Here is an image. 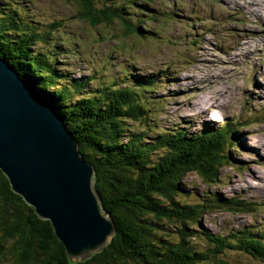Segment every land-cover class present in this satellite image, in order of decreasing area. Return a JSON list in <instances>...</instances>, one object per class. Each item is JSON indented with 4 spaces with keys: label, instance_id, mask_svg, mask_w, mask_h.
Here are the masks:
<instances>
[{
    "label": "trees",
    "instance_id": "16d2710c",
    "mask_svg": "<svg viewBox=\"0 0 264 264\" xmlns=\"http://www.w3.org/2000/svg\"><path fill=\"white\" fill-rule=\"evenodd\" d=\"M70 1L80 20L92 26L116 22L123 34L144 39L150 31L140 29L144 19L137 14L146 20L160 14L149 7L154 0ZM15 6L0 0V56L55 107L73 132L79 152L94 169L93 188L114 232L84 260L69 258L49 220L39 218L13 192L0 171V264H229L225 258L231 250L264 260L262 229L249 225L221 233L200 221L216 208L249 211L259 203L218 191L209 196L185 183L187 173L194 172L212 185L225 165L242 164L231 149L238 146L240 122L226 118L195 131L184 124L152 127L151 112L155 114L160 101L150 94L156 80L165 76L161 71L134 77L124 71L119 79L112 76L88 89L59 69L51 49L35 47L53 45L49 39L56 23L37 31ZM162 14L166 20L178 16L173 10Z\"/></svg>",
    "mask_w": 264,
    "mask_h": 264
},
{
    "label": "rangeland",
    "instance_id": "374dc122",
    "mask_svg": "<svg viewBox=\"0 0 264 264\" xmlns=\"http://www.w3.org/2000/svg\"><path fill=\"white\" fill-rule=\"evenodd\" d=\"M254 1L264 5V0ZM11 3L17 4L21 16L37 31L56 23L49 39L53 45L35 47L51 49L59 69L85 82L86 88L97 87L112 76L119 79L124 71L131 77L161 71L165 76L156 80L150 94L160 101L155 114L151 112L152 127L162 124L171 129L184 124L187 131H195L226 118L237 119L241 124L238 146L231 149L235 148L242 164L225 165L215 184L204 183L194 172L187 173L185 183L198 193L208 191L209 196L218 191L222 196L259 203L249 211H209L200 218L204 227L223 233L251 225L264 231V148L259 146L264 138V20L251 16L243 0H154L149 7L160 12L154 13L158 18L146 20L144 14H137L144 19L140 29L150 31L144 32L147 39L123 34L116 22L92 26L80 20L70 0ZM170 10L178 16L163 19L162 11ZM256 83H260L257 88ZM225 259L229 264H264L234 250Z\"/></svg>",
    "mask_w": 264,
    "mask_h": 264
},
{
    "label": "water",
    "instance_id": "95a60500",
    "mask_svg": "<svg viewBox=\"0 0 264 264\" xmlns=\"http://www.w3.org/2000/svg\"><path fill=\"white\" fill-rule=\"evenodd\" d=\"M0 171L11 190L49 220L67 256L84 260L114 225L93 188L94 169L55 107L0 56Z\"/></svg>",
    "mask_w": 264,
    "mask_h": 264
},
{
    "label": "bare ground",
    "instance_id": "6f19581e",
    "mask_svg": "<svg viewBox=\"0 0 264 264\" xmlns=\"http://www.w3.org/2000/svg\"><path fill=\"white\" fill-rule=\"evenodd\" d=\"M232 1V0H230ZM236 3L237 2H233ZM241 3H239L240 5ZM243 7H245L246 9H248V13L251 14V16L253 15L256 19L257 18H261L264 20V5H261L260 3L254 1V0H243ZM240 9V8H239ZM242 9V8H241ZM262 13V14H261ZM263 27L262 30H264V22L262 23ZM213 29V28H212ZM253 43V42H252ZM246 46V45H245ZM250 54V53H249ZM244 57V56H243ZM249 59H251V56H248L246 61L249 62ZM169 76V75H168ZM257 85H260V83H256L255 86L257 88ZM256 90H253V93H255ZM260 91V90H259ZM258 92V91H257ZM259 92L256 94L258 96ZM255 96V95H254ZM245 134V133H244ZM78 143V142H77ZM260 148H264V138L261 137V144H259ZM264 150V149H263ZM81 154V153H80ZM84 157V156H83ZM232 179V178H231ZM234 180V179H233ZM237 180V179H236ZM263 181V180H262ZM234 183V181H233ZM258 188V187H257Z\"/></svg>",
    "mask_w": 264,
    "mask_h": 264
}]
</instances>
